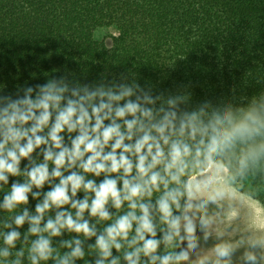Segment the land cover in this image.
Masks as SVG:
<instances>
[{"label": "clouds", "instance_id": "obj_1", "mask_svg": "<svg viewBox=\"0 0 264 264\" xmlns=\"http://www.w3.org/2000/svg\"><path fill=\"white\" fill-rule=\"evenodd\" d=\"M181 102L180 96L155 94L151 87L124 74L112 80L101 77L91 84L64 74L0 94V183L8 184L10 176L26 177L24 182L11 184L0 209L11 211L27 204L29 194L38 200L34 214L24 208L13 218L16 228L29 225L25 240L29 235L35 237L28 248L31 264L50 259L54 264H76L85 256L84 240L92 237L95 264H121V259L126 264L188 260L189 248L180 244L186 240L190 248L197 247V216L201 231L211 223L200 210L223 196L216 189L206 198H197L196 193L211 184V178L194 183L185 178L188 170L200 165L202 155L224 151L237 135L259 134L264 122L252 110L239 124H232L230 114H217L205 123L203 108L184 111ZM222 122L231 129L219 128ZM37 149L42 161L33 157ZM258 155L241 159V174L248 160L255 162ZM22 160L28 161L23 169ZM88 174H103L104 179L97 184L86 178ZM57 179L59 183H54ZM46 184L50 190L40 200ZM81 191L84 198L76 199ZM154 192L159 195L153 203ZM109 203L116 209L126 203L128 211L113 220ZM66 205L75 210V218L65 210ZM52 208L57 209L55 217L44 222ZM85 212L98 218L97 223L111 222L98 234L96 225L84 218ZM5 227L10 230L0 233L7 245L0 248V264H5L4 258L21 237L12 224ZM65 230L84 240H63L62 247L68 251L60 254L52 238ZM162 244L165 248L158 252ZM245 245L244 264L264 262V238H241L216 245L214 264H232L236 250ZM114 249L123 251L113 255ZM23 255V249L17 251L12 264H21Z\"/></svg>", "mask_w": 264, "mask_h": 264}, {"label": "trees", "instance_id": "obj_2", "mask_svg": "<svg viewBox=\"0 0 264 264\" xmlns=\"http://www.w3.org/2000/svg\"><path fill=\"white\" fill-rule=\"evenodd\" d=\"M111 27L118 36L109 48L95 40V33ZM64 74L82 84L124 74L141 86L151 87L155 94L182 97L184 111L203 108L205 123L217 114H230L232 124H239L252 110L264 122V0H0V94H12L25 83L43 84ZM217 126L231 129L226 122ZM262 147L264 127L259 134L237 135L219 154L199 157L200 165L190 168L185 178L206 171L212 163L221 164L228 169L230 184L264 207ZM252 153H258V158L255 162L249 159L241 174V159ZM33 157L43 160L39 149ZM27 164L22 160L21 169ZM86 178L99 184L104 175L88 174ZM25 179L10 176L8 184L0 183V202L13 182ZM48 190L50 186L44 185L40 200ZM158 195L154 192L153 203ZM84 196L78 192L76 199ZM37 203L29 194L27 204L11 211L0 209V233L10 230L6 224L21 233L10 256L4 258L5 264H12L21 249V264H31L28 248L35 237L29 235L25 240L29 225L16 228L13 218L24 208L34 214ZM107 207L113 220L128 211L126 203L121 209L111 203ZM65 210L75 218L74 209L66 205ZM56 211L50 209L44 222L49 216L54 218ZM84 218L96 225L98 234L111 222L97 223L98 218L87 212ZM160 235L158 231L157 238ZM73 237L84 240L82 235L65 230L52 238V246L63 254L68 249L61 242ZM94 244V237L84 240L85 256L76 264H95ZM3 247L7 245L0 236ZM164 248L162 244L158 252ZM121 253L113 250V255ZM40 264L54 262L50 259ZM121 264L126 261L121 259Z\"/></svg>", "mask_w": 264, "mask_h": 264}, {"label": "rangeland", "instance_id": "obj_3", "mask_svg": "<svg viewBox=\"0 0 264 264\" xmlns=\"http://www.w3.org/2000/svg\"><path fill=\"white\" fill-rule=\"evenodd\" d=\"M118 36L115 28H101L95 33V40L104 43L107 47L112 46L113 37ZM211 178V184L203 186L196 197H207L209 192L220 189L223 196L210 202L206 209L200 212L210 220L206 231H201L197 223V247L192 249L185 240L182 247L189 248V258L184 264H214L215 254L213 249L223 242L236 243L241 238H264V211L256 208L251 201L253 198L242 194L228 182V169L218 163H212L208 169L192 177L193 182H200ZM245 246L236 250L232 257V264H244L242 260ZM264 264V262H261Z\"/></svg>", "mask_w": 264, "mask_h": 264}, {"label": "crops", "instance_id": "obj_4", "mask_svg": "<svg viewBox=\"0 0 264 264\" xmlns=\"http://www.w3.org/2000/svg\"><path fill=\"white\" fill-rule=\"evenodd\" d=\"M205 172V171H204ZM203 172V173H204ZM229 182V181H228ZM243 194V193H242ZM248 196V195H247ZM250 197V196H249ZM252 198V197H251ZM254 201H251L253 203V205L258 208L259 210L264 211V207L261 205V203H259L257 200L253 199Z\"/></svg>", "mask_w": 264, "mask_h": 264}]
</instances>
